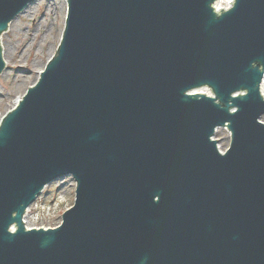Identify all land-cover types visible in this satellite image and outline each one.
<instances>
[{"label":"water","instance_id":"1","mask_svg":"<svg viewBox=\"0 0 264 264\" xmlns=\"http://www.w3.org/2000/svg\"><path fill=\"white\" fill-rule=\"evenodd\" d=\"M32 1L0 0V36ZM68 1L57 55L0 126V264H264V0ZM65 176L63 223L28 229Z\"/></svg>","mask_w":264,"mask_h":264},{"label":"rangeland","instance_id":"2","mask_svg":"<svg viewBox=\"0 0 264 264\" xmlns=\"http://www.w3.org/2000/svg\"><path fill=\"white\" fill-rule=\"evenodd\" d=\"M67 9V0H35L12 21L9 31L2 34L8 63L0 74V122L3 115L13 109L18 98L36 82L48 59L57 51L66 25ZM215 138L222 150L230 146L231 133L226 128H220ZM75 185L70 177L49 184L39 202L30 208L27 218L30 226L41 225L42 221L36 219V210L41 206L48 215L56 216L43 223L47 226L59 223L65 210L75 203Z\"/></svg>","mask_w":264,"mask_h":264},{"label":"bare ground","instance_id":"3","mask_svg":"<svg viewBox=\"0 0 264 264\" xmlns=\"http://www.w3.org/2000/svg\"><path fill=\"white\" fill-rule=\"evenodd\" d=\"M231 1H232V0H229L228 4H229ZM221 3H223V0H219L217 5H221ZM13 22H14V21H13ZM13 22L10 23V26H9V27H12V26H13ZM4 54H5V51H4ZM262 92H263V95H264V83H263Z\"/></svg>","mask_w":264,"mask_h":264}]
</instances>
